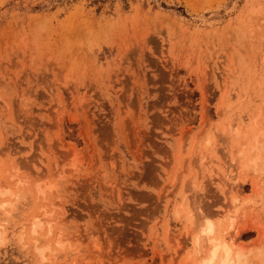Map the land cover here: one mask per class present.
Here are the masks:
<instances>
[{"label": "rangeland", "instance_id": "374dc122", "mask_svg": "<svg viewBox=\"0 0 264 264\" xmlns=\"http://www.w3.org/2000/svg\"><path fill=\"white\" fill-rule=\"evenodd\" d=\"M263 164L264 0H0V264H264Z\"/></svg>", "mask_w": 264, "mask_h": 264}, {"label": "bare ground", "instance_id": "6f19581e", "mask_svg": "<svg viewBox=\"0 0 264 264\" xmlns=\"http://www.w3.org/2000/svg\"><path fill=\"white\" fill-rule=\"evenodd\" d=\"M235 97V96H234ZM243 100V99H242ZM262 104V103H261ZM258 111V110H257ZM256 111V112H257ZM248 113V112H247ZM250 116V115H249ZM259 116V115H258ZM251 117V116H250ZM256 118V117H255ZM253 119V118H252ZM255 121V120H254ZM253 121V122H254ZM252 122V121H251ZM253 124V123H252ZM255 124V123H254ZM253 124V125H254ZM263 126V125H262ZM263 129V128H262ZM261 132V130H260ZM222 134H224V136H233V137H238L240 135L239 133V128L234 126V125H228V127H223ZM259 133V132H258ZM259 134H257L258 136ZM256 136V135H255ZM261 136V135H259ZM243 137V136H242ZM245 137V136H244ZM262 137V136H261ZM254 138V137H253ZM257 137H255L256 139ZM253 139V140H255ZM259 139V138H258ZM222 140V139H221ZM229 140V139H228ZM225 141V140H223ZM222 141V142H223ZM230 142V140H229ZM240 142V141H239ZM258 142V140H257ZM256 140L254 141V143H257ZM216 143V140H215ZM225 143V142H224ZM222 144V143H221ZM258 144H256L255 146H257ZM250 146V145H249ZM254 146V145H253ZM253 146H251L253 148ZM250 147V148H251ZM253 150V149H252ZM233 152V151H232ZM236 152V150L234 151ZM202 153V152H201ZM241 157L243 158V154L241 152H239ZM238 153V154H239ZM237 154V153H236ZM201 155V154H200ZM203 155V154H202ZM204 156V155H203ZM205 157V156H204ZM200 159L199 160L202 161L205 158ZM257 158V157H256ZM259 158V157H258ZM238 159V160H239ZM210 160V159H209ZM212 160V159H211ZM198 161V160H197ZM213 161V160H212ZM257 159H254L253 161H251V164L254 166L256 164ZM207 164V162H206ZM220 165V164H219ZM264 165V164H263ZM207 167H209V165H207ZM206 167V168H207ZM228 169V168H227ZM260 168H258L259 170ZM260 171V170H259ZM233 171H229L225 169V175H223V178H229L228 180L231 181L232 179H230L233 176ZM241 172V171H240ZM228 175V177H227ZM232 175V176H231ZM233 178V177H232ZM234 179V178H233ZM223 181V180H222ZM233 181V180H232ZM227 184L223 185L226 186ZM258 189V188H257ZM227 192V191H226ZM2 191H0V196L2 197ZM227 195V194H226ZM233 202L235 203V201L233 200ZM4 205H0V207L2 208ZM237 209V208H236ZM236 212L237 210L234 212H232L230 215L231 216V223L230 225H228V227L223 230L222 232L218 230V226L217 224H214L213 222H210L208 220H206V222L200 227V230L198 233H196L197 235L194 236V244L196 249H198V253H199V257H197V260H199V264H246V262L244 261V259H242V257L244 256L242 253V249H239L237 252H235L234 247L235 246V242L236 240L233 238V236L231 235L230 230H232V220L234 218H236ZM222 227V225H221ZM40 223L39 221H34L33 225H32V234H36L37 231L40 229ZM221 230V229H220ZM224 232V234L221 233ZM39 233V232H38ZM37 236V235H35ZM203 241V249H199L200 243ZM238 247V246H237ZM238 249V248H237ZM249 252V251H248ZM38 254L41 256V259L43 260V251L42 249H38ZM258 255L260 256V254L258 253ZM262 256V255H261ZM260 256V257H261ZM257 258V257H256ZM193 262V261H192ZM194 264V263H193Z\"/></svg>", "mask_w": 264, "mask_h": 264}]
</instances>
